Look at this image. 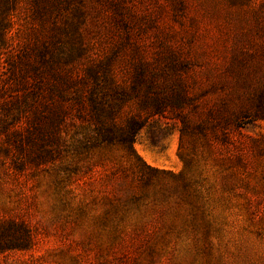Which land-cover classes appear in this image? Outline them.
Masks as SVG:
<instances>
[{"label":"rangeland","instance_id":"rangeland-1","mask_svg":"<svg viewBox=\"0 0 264 264\" xmlns=\"http://www.w3.org/2000/svg\"><path fill=\"white\" fill-rule=\"evenodd\" d=\"M16 13L20 45L37 31ZM46 20L78 72L110 56L179 102L130 95L110 141L69 118L46 162L1 141L0 264H264V0H62Z\"/></svg>","mask_w":264,"mask_h":264},{"label":"trees","instance_id":"trees-1","mask_svg":"<svg viewBox=\"0 0 264 264\" xmlns=\"http://www.w3.org/2000/svg\"><path fill=\"white\" fill-rule=\"evenodd\" d=\"M22 1L28 5L37 35L19 45L14 42L17 29L13 28ZM60 2L0 0V142L13 144L17 153L36 163L54 156L53 147L69 118L88 117L98 138L110 141L115 137L113 130L123 124L117 118L130 95L139 96L141 106H152L150 113L161 112L165 105L179 102L146 96L141 86L150 92L153 84L146 80L143 68L137 70L132 82L118 81L110 56L86 67L84 73L78 72L83 49L67 48L71 35L61 32L57 35L55 30L61 26L46 22ZM107 85L109 89L105 88ZM129 128L131 133L135 127L129 123ZM117 136L124 142L131 141L129 133L126 137ZM26 146L28 150L24 151ZM7 155V151L0 154V163Z\"/></svg>","mask_w":264,"mask_h":264}]
</instances>
